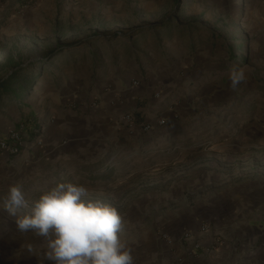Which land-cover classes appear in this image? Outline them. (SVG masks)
Masks as SVG:
<instances>
[{
  "label": "rangeland",
  "instance_id": "1",
  "mask_svg": "<svg viewBox=\"0 0 264 264\" xmlns=\"http://www.w3.org/2000/svg\"><path fill=\"white\" fill-rule=\"evenodd\" d=\"M29 1L25 10L42 15L37 35L22 38L18 60H0V84L25 88L21 104L50 110L52 94L59 97L74 74L95 83L123 64L131 84L141 73L157 84L152 98L161 102L158 120L135 113V130L156 134L153 140L120 143L119 158L86 162L85 181L48 202L53 212L40 209L39 219L83 229L86 246L113 251L122 234L134 239L126 224H167L174 210L264 178L263 0H53L48 9ZM167 67L179 76L168 80ZM19 102L1 97L0 111L13 114Z\"/></svg>",
  "mask_w": 264,
  "mask_h": 264
},
{
  "label": "crops",
  "instance_id": "2",
  "mask_svg": "<svg viewBox=\"0 0 264 264\" xmlns=\"http://www.w3.org/2000/svg\"><path fill=\"white\" fill-rule=\"evenodd\" d=\"M22 3L0 0V60L6 55L18 60L17 55L26 51L22 38L37 35L42 15L25 10ZM42 3L48 9L53 0ZM72 4L81 5L83 0ZM110 70L95 83H87L84 72L74 74L61 88L59 97L52 94V101L57 103L50 110L19 100V106L13 107L15 113L4 115L0 111V139L21 124L30 135L36 129L42 130L43 139V146L16 158L0 156V264H88L90 259H117L119 264H264L262 176L211 193L200 204L195 203L191 211L174 210L178 215L173 212L167 224H148L143 219L139 224H126L127 229L134 230V239L122 234L120 238H124L113 251L102 245L86 246L83 229L73 231L68 225L54 223L53 218H38L40 209L53 212L48 202L85 181L86 162L119 158L116 154L120 143L141 146L156 137L153 133L142 134L140 126L130 133L121 115L134 112L145 115L146 120L148 116L158 120L161 102L152 98L157 84L146 82L147 76L141 73L135 74L138 86H134L129 80L132 71L126 64L116 72H112L113 67ZM177 70L167 67L164 73L168 80L179 76ZM94 100L98 107L90 110ZM70 102L75 104L74 110L67 108ZM90 153L98 159L87 160ZM204 222L210 227L206 234L199 232ZM189 229L195 231L203 246L209 245L213 236H220L223 245L210 252L195 250L192 242L181 238ZM159 231L174 238L173 247L159 239Z\"/></svg>",
  "mask_w": 264,
  "mask_h": 264
},
{
  "label": "built area",
  "instance_id": "3",
  "mask_svg": "<svg viewBox=\"0 0 264 264\" xmlns=\"http://www.w3.org/2000/svg\"><path fill=\"white\" fill-rule=\"evenodd\" d=\"M264 1V0H263ZM29 4L33 6L40 5L39 0H30ZM134 86H138V82H134ZM159 96V95H157ZM98 107L97 100H94L91 105L90 110H95ZM67 108L69 110L75 109V104L73 102L68 103ZM122 123L128 128V130L133 133L135 130L136 114L134 112H126L121 115ZM164 120L159 121V125H164ZM151 129L149 125H142V130L147 132ZM42 130L36 129L33 135L28 134L27 128L24 124L19 125L11 129L6 137L0 139V156L4 155L10 159L21 156L25 151L30 150L34 147L43 146V139L41 138ZM200 233L206 234L210 232V227L207 223H202L199 229ZM159 239L169 248L174 246V238L167 232L159 231ZM181 238L184 242H189L193 244L195 250H206L208 252L215 251L223 245V239L220 236H213L212 241L207 246H203L201 242L198 241L195 231L185 230L182 233ZM88 264H119L116 260H107L105 262H99L97 260L90 259Z\"/></svg>",
  "mask_w": 264,
  "mask_h": 264
},
{
  "label": "trees",
  "instance_id": "4",
  "mask_svg": "<svg viewBox=\"0 0 264 264\" xmlns=\"http://www.w3.org/2000/svg\"><path fill=\"white\" fill-rule=\"evenodd\" d=\"M55 55H57V54H55ZM33 82L29 81L28 86H30V88H31ZM23 88H22L21 91H17L16 88H14V87H12L10 85V81H8V82L7 81H3L0 84V98L1 97H6V98H10V99H17V100H20L22 102L23 101V99H22L23 96H22L21 92H23V90L25 89V88L24 89Z\"/></svg>",
  "mask_w": 264,
  "mask_h": 264
},
{
  "label": "water",
  "instance_id": "5",
  "mask_svg": "<svg viewBox=\"0 0 264 264\" xmlns=\"http://www.w3.org/2000/svg\"><path fill=\"white\" fill-rule=\"evenodd\" d=\"M37 82V80H35L31 86V89L33 88L34 84Z\"/></svg>",
  "mask_w": 264,
  "mask_h": 264
}]
</instances>
